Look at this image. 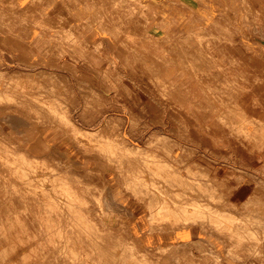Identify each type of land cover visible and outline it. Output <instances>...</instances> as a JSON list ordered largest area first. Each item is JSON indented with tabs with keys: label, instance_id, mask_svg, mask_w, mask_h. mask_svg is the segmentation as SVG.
Listing matches in <instances>:
<instances>
[{
	"label": "crops",
	"instance_id": "1",
	"mask_svg": "<svg viewBox=\"0 0 264 264\" xmlns=\"http://www.w3.org/2000/svg\"><path fill=\"white\" fill-rule=\"evenodd\" d=\"M115 1L119 2L34 1L35 13L19 16L24 27L0 34V72L6 75L0 79V96L16 100L25 95L17 88H1L5 79L25 83L34 76L37 82L48 84L43 76H49L57 84L56 97L65 99L66 120L81 130H103V134L118 123L115 117L121 119L119 132L131 149L138 146L141 167L145 157H156L157 168L175 180L150 183L147 175L146 184L141 185L146 186L145 193L139 186L126 190L112 186L115 168L82 154L71 133L59 134L53 121H28L41 118L38 109L31 115L9 106L7 117L0 114V135L37 156L34 161L46 164L55 159L61 175L69 177V163L81 170L100 171L106 189L104 201L100 196L99 202L110 211L109 225L126 230L112 237L128 241L134 246L128 252L146 254L150 264H264V241L236 246L225 233L217 232L208 217L167 221L155 213L158 207L150 208L155 203L182 207L197 203L208 207L215 220L242 221L248 218L247 201L254 196L264 201V178L257 179L255 174L261 168L264 145L233 133L235 127L227 119L236 118L233 110L238 108L247 118L264 121V0H140L151 10L147 22L140 24L133 18L123 27L126 17L116 9ZM18 4L21 12L33 6L30 0ZM112 16L117 18L115 26L122 40L130 33L143 46L131 51L108 31L110 23L113 32ZM44 18L54 26L65 24L48 30L33 24L43 23ZM16 20L4 16L0 23L11 25ZM163 143L169 151H161ZM4 151L0 145V154ZM1 156L0 175L4 169ZM213 157H230L231 163ZM181 158L196 175L184 166L176 168L173 162ZM137 159H129L131 167H136ZM164 162L180 173L170 177ZM21 197V192L14 193V209L9 210L3 187L0 191V264H73L71 252L62 256V246H70L67 241L45 236L25 240L17 234L10 240L1 238L10 226H23ZM40 209L31 207L32 213L37 212L33 215ZM158 210L164 212L162 206ZM36 220L30 224L38 227ZM95 222L97 227L104 225L101 220ZM250 228L244 226L241 233ZM53 241H60V254L52 248ZM14 245L10 254L8 249ZM38 245L39 253L33 249Z\"/></svg>",
	"mask_w": 264,
	"mask_h": 264
},
{
	"label": "rangeland",
	"instance_id": "2",
	"mask_svg": "<svg viewBox=\"0 0 264 264\" xmlns=\"http://www.w3.org/2000/svg\"><path fill=\"white\" fill-rule=\"evenodd\" d=\"M19 1L20 0H0V20L2 21L4 16H10L12 18L15 17L17 19L16 20L17 22H15L14 24H11V25L5 24L3 22L0 23V34L1 33H7L10 31L14 32V30L19 29L23 25L25 26L24 23L19 21V16L20 15L23 16L24 14L27 16H31V14L33 15L35 13L34 1H46V0H30V1H32L33 6L31 9L27 10L26 12L20 11V7L18 4ZM136 1L138 2V4L134 3L133 0H124V2L122 1V3H121L122 6L120 5V3H118L117 6L115 5L117 10H119V12L121 11L123 15L125 14V17H126V19H125L126 21H125V23L121 24L122 25L121 27H123L124 25L129 23L133 18L138 19L137 23H140V24L147 22L148 16L151 13L150 8L141 4L140 0H136ZM132 3H133V8L131 7ZM120 6H121V8H119ZM45 7L46 6H44V8ZM112 17L113 18L111 19V23L114 24V25H112V26H114L113 32L111 31V28H110L111 26L107 27V29L110 28V29H108V31H110L112 34H115L118 37V39L122 42L123 41L122 37H121L122 34H120V31L117 33V29H120V28H119V26L118 27L115 26V25H119V23L117 22V18L115 16H112ZM44 20L45 21L43 23L34 22L33 24L38 25V26H42L43 29H45V30L63 27V25L65 24L63 22V23H61L60 26H54L50 20H47L45 18H44ZM102 21H104V18H102ZM120 21H121V19L119 20V22ZM29 25H31V24L29 23ZM126 35H127L126 39H124V41L122 43L125 46H127L131 51L133 50V48L135 46H137V49H138V46L143 44V42H141L139 37L133 36L130 33H126ZM141 46H143V45H141ZM2 47H4V44H2ZM149 69H150V67H149ZM3 76L4 77L6 76L5 73L0 72V79H3L2 78ZM39 76H41V75H39ZM43 77H45L46 80L49 82L48 84H42L41 82H37L35 80L34 76H33V78L28 79L25 83L20 82V81H16L14 83L13 82L7 83V81L5 79L4 82L2 83L3 86L1 88H5V89H9V90H12V89L14 90L17 88V89L21 90L22 92H25V95L17 97L16 100L15 99L10 100L8 98L7 94H2L0 96V114L3 115L4 117H7L6 114H8L10 111L9 106H13L14 108L22 109L24 113L31 114V115L35 111L37 112V109H38L40 114L42 115L41 118H39L37 116L34 118L29 117L28 121L35 122V120L38 121L40 119L47 121V123H51V121H53L55 124H57L59 134H63V132H67V133L69 132L72 134V132H73L72 137H73V135H75L74 139L76 138L75 140L77 141L78 145L80 146L79 150L81 151L82 154H84L85 156L87 155V156L93 157V158L94 157L100 158L103 161V163L102 162L100 163L101 165H104V164L110 165L111 167H113V169L115 168L114 171H115L116 178L114 179V181H112V183H111L112 186H118L123 190L130 189L133 186V184H132L133 180L128 175H126L125 171H127V169H125V168H126L127 163L131 162V161H129V159L133 158V157L135 159H137V155H135L134 152H129V154L131 156L128 155V151H130V150H127V149L130 147L128 145V142L125 140L126 138L124 139V136H122V134H120V132H119V127L122 125L121 119H117L115 117V119L117 120L118 123H112V127L103 132L102 136H106L105 138L101 136L102 138L96 139V140H93V139H90V140L85 139L84 140L81 137H78L79 136L78 132H77V134H75L76 129L75 130L71 129L72 127L77 128V126L74 125L73 122L71 123V121L68 122L69 120H66L67 119L66 118L67 107L65 104V99L58 98L54 94L56 91V88H57V84L53 83L54 79H52L51 77H49V76H43ZM159 84L162 85V77L159 78ZM225 84L226 83H222L221 85L225 86ZM18 113H20V112H18ZM132 116L135 117V114H132ZM235 121H237L236 124H239L240 126H244V127H246V129L245 130L238 129L239 130L238 131L236 129L231 128L233 133L239 135L240 137H242L246 141L253 140V141L258 142L260 145H264V143H262V141L264 140V138H263L264 137V125H261V123H264V121L252 120V119L251 120L250 119L249 120H243V119H239V118L237 120L235 119ZM72 125H74V126H72ZM249 128H250V131L248 130ZM238 132H240V133H238ZM134 134L136 136L137 132ZM244 134H245V137H243ZM256 135H257V137H256ZM120 136L122 137V139ZM246 137H248V139H245ZM4 138H6L8 142L5 141L6 139H4ZM123 139H124V141H123ZM114 140L116 142L120 141V142H118L119 144H117ZM1 141L2 142L5 141V143L4 142L3 143L6 145L9 144L8 146H11L12 144L15 143V141H12L11 139H8L6 136H3V135L0 136V142ZM122 141L125 143V147H124V145H123L124 143ZM10 142H13V143H10ZM80 142H81V144H79ZM87 142H88V144H87ZM102 143H103V145H102ZM83 144H85V145H83ZM98 144L100 146L97 147ZM14 145H12L11 147L13 150L16 148L14 151L16 153H18L19 152L18 149L22 148V146H20V145L14 146ZM166 145H167L166 143H163V148L161 149V151H163V152L169 151V148H167ZM119 146L121 148H119ZM18 147H20V148H18ZM4 148H6V147H4ZM111 148H113V149H111ZM13 150H12V154L14 153L13 155L16 156L17 154ZM111 151L113 154L111 153ZM114 151H115V153H114ZM116 151H118V153ZM109 154H110V156H109ZM118 154H120L121 156ZM112 155L113 156L118 155V156H116L117 157L116 158V157H112ZM2 157H3L2 161L4 164V169H3L2 175H0V187L2 188V186H5L6 189H4V190L6 192V196L13 194V192L15 191V190H13L14 184L16 185L14 187V189L17 188L16 192H18V193L21 192L22 195H26V196L27 195L29 196L30 194L36 195V192L41 191V190H43L44 193H45V191L49 192L47 189L53 190V185L59 184V181H58L59 176L58 175L60 174V172H58V171L60 170L61 165L59 164V162H56L55 159H52V161H48V162L46 161V164H44L45 162L39 163L37 161H33V159L28 158V159H30V164H29L28 163L29 161H27L28 159L25 160V159L13 157L14 160L13 159L11 160L10 158H8L9 156H6L5 152L2 153ZM138 158H139V156H138ZM35 159H37V158H35ZM118 159L120 161L122 159L123 160L120 162ZM154 159H156V158L154 157L152 160L150 158L149 160L153 161ZM213 159L218 160V162H220V163L224 162L227 165H229L231 163L230 157L228 159L226 157H222L221 160L219 157H213ZM137 160L139 162L140 158ZM179 161H180V164H179ZM185 161H186V159H183V158L177 159V160L175 159L173 164L174 165L176 164V168H177V166H184L185 168H188L187 171L190 172V174L192 172V174L196 175L197 173H193L192 169H190L187 166ZM18 163H19L20 167L18 168L17 173L15 172L16 174H14V173H12V169H10L9 167L11 165H14L15 166L14 169L16 170ZM116 163H118V167L116 166L117 165ZM164 163H165L164 169L167 170L170 177L172 175H175V173H177V172L180 173L179 168L173 170L172 168H170L171 167L170 165H168L166 162H164ZM27 164H29V166ZM119 164H121V165H119ZM97 166H99V164H97ZM63 167L64 166H62V168ZM67 168H68V174H69V186L68 187L70 188L71 193H72V196L70 197L71 205L72 206L75 205L77 208L81 209L84 213H86L87 211L90 212L92 220L103 221L102 222L104 224L103 227H100V228H99V226H98V228H96L97 226H93V227L95 229H101V228L105 229L104 233L110 232L111 238H114V237H112L113 234L125 232L126 230H125L124 226L120 227L119 229H113L109 225L110 219L108 220V217H109L108 212H110V211H108L106 209L105 204H100V202H99L100 196L102 197V200L104 201L105 194H103V193H104V190L106 189V187H105L106 184L103 183V180H102V173L98 170H95V169H86V170L83 169V170H81L80 166H77L76 164L72 165L70 163L68 164ZM21 169H23V170H21ZM22 171L23 172L25 171L24 175H23ZM19 174H22V176ZM255 174H256L257 179L258 178H264V157H263L262 162H261V168L258 169L257 171H255ZM63 178H64L63 180L65 182L66 177L64 176ZM29 180H33V181L29 182ZM2 181H3L4 185H2ZM124 181H125V183H124ZM130 181H132V182H130ZM258 181L261 182L260 180H258ZM36 185H40V186H36ZM34 186H36V187H34ZM63 186H66V185H63ZM56 188L59 189L60 186L56 187ZM64 189H65V187H64ZM59 190L61 191L62 189H59ZM76 193L77 194L80 193L81 197L78 196ZM99 193H102V195ZM135 193L136 192H134V194ZM256 197L257 196H254L253 197L254 200H249L245 203V208L247 210L248 218L243 219L241 221V223H243V225L245 227H246L245 223H247V225L251 227L250 228L251 231L244 233L246 236L244 235V242L243 243H246L247 241L255 242V240H256L255 243L258 244L259 242L264 241V201L256 199ZM35 198L36 197L34 196V199H32V200H36ZM42 199H44V198H42ZM21 200L23 201V203L28 202L27 204H29V202L31 201V199H23L22 197H21ZM21 200H19V201H21ZM62 204H63V202H60L59 205L62 206ZM190 206L191 207L195 206V208L192 207V209H196V210H194L195 212H197L196 214H195V212H193V210H190L191 209ZM186 207H185L184 211L178 210L177 206H174L173 208H174V211L177 210L178 213H179V211H181V215H182V212H185V211L188 214H189V212L190 213L192 212L193 214H191V216H190V214L188 216V214L186 213L187 217L185 216L182 218L181 215H178L177 213L172 212V214H174V216H171L172 214H170V216H171L170 217V216H168V214H166L167 213L166 209H164L166 213L163 212L164 214H163L162 218L164 220H167V218H169L170 219V220L168 219L169 221L178 220V219L180 220V218H181V220L185 219L184 221H187L188 218L189 219L190 218H197V217H195V215L196 216L199 215L200 217L201 216L202 217H206V216L211 217L212 216V212L208 207L204 208L205 209V211H204V209L201 208V206L198 205L197 203L188 204ZM150 208H153V206H151ZM207 208H208V210H207ZM179 209H182V208H179ZM202 210L204 211L203 213L201 212ZM198 211L200 212L201 215L198 214L199 213ZM67 212H69V211L67 210ZM215 212L217 213L219 211L216 210ZM23 214L25 215L26 212H23ZM73 214L74 213H71V211H70V215H73ZM184 214L185 213H183V215ZM161 215H162V212H161ZM164 215H167V216H164ZM191 220H193V219H191ZM210 222H211V220H210ZM221 222L222 223H220V224H223V222H225L227 224V227L225 226L224 228H230V227H232L231 224H234L232 221H229L228 218H224ZM96 225H97V223H96ZM93 227L89 226L87 230L93 231V229H94ZM106 227H110V229L107 230ZM55 228H57V227H54L50 231H54ZM216 230H218V229L216 228ZM219 231H221V230H219ZM219 231H217V232H219ZM46 232H48V231H46ZM222 232H224V230ZM219 233L223 234L221 232H219ZM20 235H24V237L28 236V234H26V233H23V234L21 233ZM61 235L63 237V232H61ZM38 238H41V235L38 234ZM17 239H19V238H17ZM36 239H37V237L33 240H36ZM116 239L114 238V240H116ZM228 241H229V237H228ZM96 242H98L97 244L99 246H101L100 244L104 243L101 240L96 241ZM117 242H119L121 244L120 247H123L126 245V246L130 247L131 249L134 248V246H132V244H128L129 242H127V241L118 240ZM126 242H127V244H125ZM123 244H125V245H123ZM52 246L54 249L56 248V247H54L53 244H52ZM238 246H241V245H238ZM36 247H38V246H36ZM36 247H34V248H36ZM40 248H41V246H40ZM121 250L120 251L118 249L116 251L111 250L110 252L113 255L114 254L117 255L118 256L117 260H118L119 256L121 255L120 253L122 252ZM10 251H12V250H10ZM38 251H40V250H38ZM58 251L59 250H57V252ZM62 252H63L62 256H65L64 255L65 252L64 251H62ZM79 253L84 254V253H86V250H85V252L83 251V252H79ZM136 254H138V256H137V258L136 257L132 258L133 259V261L131 262L132 264L133 263L134 264H150V261L148 260L146 254H144V253L142 254L140 251H137ZM251 255H253L252 251H251ZM235 257H237V256H235Z\"/></svg>",
	"mask_w": 264,
	"mask_h": 264
},
{
	"label": "bare ground",
	"instance_id": "3",
	"mask_svg": "<svg viewBox=\"0 0 264 264\" xmlns=\"http://www.w3.org/2000/svg\"><path fill=\"white\" fill-rule=\"evenodd\" d=\"M122 1L124 2V0H119V2L118 1H115V5L117 6L118 5V3H120V5L122 6ZM134 2V1H133ZM134 3H136V2H134ZM121 6L119 7V8H121ZM132 8H133V3H132V6H131ZM131 8V9H132ZM117 9V8H116ZM133 10V9H132ZM144 15V14H143ZM109 26H111L110 25V23H107L106 24V27H109ZM111 28V27H110ZM110 28H108V29H110ZM119 32V30L117 29V33ZM116 33V32H115ZM113 35H115V34H113ZM116 36V35H115ZM126 36L127 35H125L124 36V38H123V41H124V39H126ZM122 41V42H123ZM142 42V41H141ZM141 45H143V44H141ZM129 49V48H128ZM145 49V48H144ZM144 51V50H143ZM149 52V51H148ZM20 88V87H19ZM65 111V110H64ZM233 115H236L237 117L236 118H234V119H231V117L230 116H228L227 117V119L229 120V122H230V124H231V126L232 127H235V129L236 130H238V129H243V130H245L246 129V127H244V126H240L239 124H236V122L237 121H235V119L237 120L238 118L239 119H243V120H249V118H246V116L242 113V111H240V110H238V108H236V110L234 111L233 110ZM251 120V119H250ZM40 121V120H39ZM68 122H70V121H68ZM72 123V122H71ZM259 123V122H258ZM261 123V122H260ZM71 125V124H70ZM261 125H264V123H261ZM72 126H74V125H72ZM71 128V127H70ZM71 129H76V132H75V134H77V132H78V137H81L82 139H93V140H96V139H100V138H102V137H106V136H102V131L103 130H99V131H88V130H80L78 127L76 128H71ZM73 130V131H74ZM239 131V130H238ZM238 133H240V132H238ZM257 133V132H256ZM72 134H73V132H72ZM101 134V135H100ZM243 134V133H242ZM1 136V135H0ZM102 136V137H101ZM73 137H75V135H73ZM121 137V136H120ZM243 137H245V134H244V136ZM256 137H257V135H256ZM260 137V136H259ZM2 138V137H1ZM8 138V137H7ZM262 138V137H261ZM264 138V137H263ZM262 138V139H263ZM4 139H6V138H4ZM76 139V138H75ZM79 139V138H78ZM121 139H122V137H121ZM245 139H248V137H246ZM258 139V138H257ZM2 140V139H1ZM80 140V139H79ZM83 140V141H84ZM261 140V139H260ZM5 141H7V139L5 140ZM5 141H3L4 143H5ZM81 141V140H80ZM115 141V140H114ZM123 141H124V139H123ZM122 141V142H123ZM264 141V140H263ZM262 141V143H264ZM2 142V141H1ZM0 142V143H1ZM1 143L0 145H2L3 147H6V148H4V152L6 153V156H9L8 158H10L11 160L13 159V157H17V158H21V159H25V160H27L28 158H30V159H34L35 160V158L37 157V156H30L29 154H27V152L24 150V148L22 147V148H20V147H18V148H20V149H18L19 150V152L18 153H16L14 150L16 149H12V145H14V144H10L11 146H8L9 144H4V143ZM8 142V141H7ZM82 142V141H81ZM81 142L79 143V144H81ZM90 142V141H89ZM95 142V141H94ZM108 142V141H107ZM116 142V141H115ZM118 142H120V141H117L116 143L117 144H119ZM121 142V143H122ZM10 143H13V142H10ZM93 143V142H92ZM114 143V142H113ZM124 143V142H123ZM122 143V144H123ZM86 144V143H85ZM85 144H83V145H85ZM87 144H88V142H87ZM105 144V143H104ZM111 144V143H110ZM102 145H103V143H102ZM124 145V147H125V143L123 144ZM98 146H100L99 144L97 145V147ZM137 147L138 146H136L135 148L134 147H132V148H134L135 149V151H134V149H131V148H128L127 150H130V151H128V155H130L129 154V152H134V154L136 155L137 153L138 154H140V152H138L137 151ZM119 148H121L120 146H119ZM100 149V148H99ZM111 149H113V148H111ZM110 149V150H111ZM12 150L17 154L16 156L15 155H13L12 154ZM119 150V149H118ZM121 150V149H120ZM138 150H139V148H138ZM17 151V150H16ZM122 151V150H121ZM125 151V150H124ZM117 153H118V151H116ZM111 153H112V151H111ZM114 153H115V151H114ZM124 153V152H123ZM127 153V152H126ZM113 154V153H112ZM2 154H0V156H1ZM107 155V154H106ZM118 155H120V154H118ZM118 155H115V156H113L112 155V157H116V156H118ZM126 155V154H125ZM109 156H110V154H109ZM121 156V155H120ZM131 156V155H130ZM138 156H140V155H138ZM137 156V157H138ZM2 157V156H1ZM117 158V157H116ZM115 158V159H116ZM122 158V157H121ZM146 159L144 160V162L142 161V166H144V169L141 167V162L139 161L138 162V160H137V162L135 163V166L136 167H134V166H132L131 167V162H128L127 163V165H126V168L125 169H127V171H125L126 172V175H128L132 180H133V182L132 181H130V182H132V184H133V188H137L138 186H139V190L141 189V188H143V189H141V191L142 192H144L143 190H145L144 189V187H146V186H144V187H142L141 185L142 184H144L146 181V176L148 175V177H150V179H148V180H150V183H154V182H162V181H166V182H171V181H174L175 179L174 178H171V179H169L166 175H165V171L164 170H160V169H158L157 168V160L156 159H154L153 161H150L149 160V157H145ZM156 158V157H155ZM30 159H28L27 161H29L28 163L30 164ZM139 159V158H138ZM14 160V159H13ZM33 160V161H34ZM37 160V159H36ZM117 160V159H116ZM119 160V159H118ZM123 160V159H122ZM121 160V161H122ZM32 161V162H33ZM120 161V160H119ZM120 161V162H121ZM181 161V160H180ZM180 161H179V164H180ZM29 164H27L28 166H29ZM117 165V167H118V163H116ZM123 164V163H122ZM119 165H121V164H119ZM123 166V165H122ZM14 165H11L9 168L10 169H12V173H14V174H16L17 173V170H18V168L20 167L19 166V163L17 164V167H16V170L14 169ZM121 167V166H120ZM122 168V167H121ZM120 168V169H121ZM124 169V170H125ZM186 169H188V168H186ZM21 170H23V169H21ZM118 170V169H117ZM190 171V170H189ZM16 172V173H15ZM25 172V171H24ZM24 172L22 171V173H23V175H24ZM58 172H60V170L58 171ZM190 173V172H189ZM26 174V173H25ZM191 174H192V172H191ZM19 175H21L22 176V174H19ZM194 175V174H193ZM59 176V179H58V181H59V184H56V185H53V190H51L52 192H46L45 191V193L43 192V190H41V191H38V192H36V195H33V194H30L29 196L27 195H22V198L23 199H31V201L29 202V204H27L28 202H24L23 203V201L21 200V202H22V207H24V212H26V214L24 215V221H23V226H20V228H18V229H16V228H14V226H10L9 227V229L10 230H8L7 232L6 231H3L2 233H1V238H5V239H8V240H10V239H12V238H14L15 236H16V234H17V236L18 235H20L21 233L23 234V233H26V234H28V236L27 237H25V240H33V239H35L36 237L38 238V234L39 235H41V237H43V236H45V238H47V239H61V240H63V241H67V242H69L70 243V246L69 245H63L62 246V249H63V251L64 252H66V253H72V255L74 256V259H73V264H132L131 262L133 261V257L135 258H137V256H138V254H137V256L134 254V252H132L131 254L128 252V250H130L131 248L130 247H128V246H126L125 244H127V242L125 243V244H123V245H125V246H123V247H120V243L119 242H117L118 241V239H116V240H114V238H111L110 237V232H106V233H104V231H105V229H103V228H101V229H95L93 226H96V223H95V221L94 220H92V222H91V220L90 219H92L91 218V213L90 212H86V213H84L81 209H79V208H77L75 205H71V199H70V197L72 196V193H71V190H70V188L68 187L69 186V177H67L66 175H65V177H66V181L64 182V176L63 175H61V174H59L58 175ZM200 176V175H199ZM33 180H29V182H32ZM128 181V180H127ZM145 181V182H144ZM149 182V181H148ZM124 183H125V181H124ZM129 184V183H128ZM131 184V185H132ZM146 184V183H145ZM2 185H4V183L2 184ZM63 185H66V186H63ZM150 185V184H149ZM148 185V186H149ZM16 185L14 184L13 185V190H15L14 192H13V194L12 195H8L7 196V200H6V202H7V204H6V207H8V209L10 208V207H12V209H14V207H13V204H14V193L16 192V189H14V187H15ZM36 186H40V185H36ZM36 186H34V187H36ZM60 186V188L59 189H62L61 191L58 189V188H56V187H59ZM141 186V187H140ZM147 186V187H148ZM3 187V190L4 189H6L5 188V186H2ZM64 187H65V189H64ZM56 190H55V189ZM151 188H153V187H151ZM156 188H157V186H156ZM159 188V187H158ZM137 189V190H138ZM0 191H2V188L0 187ZM140 191V192H141ZM150 191V190H149ZM135 191L133 190V193H134ZM145 193V192H144ZM159 193V192H158ZM161 193H163L162 191H161ZM77 194V193H76ZM160 194V193H159ZM165 194H166V192H165ZM78 196H80V193L79 194H77ZM154 195V194H153ZM162 195H164V193L162 194ZM34 196L36 197L35 199L36 200H32V199H34ZM166 196V195H165ZM81 197V196H80ZM163 198H165L164 196H162ZM42 198H44V199H42ZM183 198H185L184 196H183ZM183 198L181 199V198H179V199H181L180 201H184L183 200ZM60 202H63V204H62V206H60L59 204H60ZM0 203H2L1 201H0ZM167 203V202H166ZM25 206H27V207H29V210H26L25 208ZM151 206H153V208L154 207H158V208H156L155 210H156V214L158 213L159 214V216L161 215V211H159L158 209H159V207L160 206H162L164 209H166V212H165V210H164V212L166 213V214H168V216H170V214H172V212L173 213H177L178 215H181V211L183 210H185V207H182L181 205L180 206H177V209L178 210H181V211H179V213L177 212V210H175L174 211V206L175 205H172V206H166V204L164 203V204H158V203H155V205H151ZM150 206V207H151ZM31 207L33 208V209H36V208H43V209H40V213H38L37 215H33V213H37L36 211L35 212H33L32 213V211H31ZM191 207V206H190ZM189 207V208H190ZM192 207H194L195 208V206H192ZM192 207H191V209H192ZM179 208H182V209H179ZM187 208V207H186ZM69 211V212H67V210ZM10 210V209H9ZM41 210H43V213H41ZM193 210V212H195L194 210H196V209H192ZM207 210H208V208H207ZM70 211H71V213H74L73 215H70ZM204 211H205V209H204ZM203 210L201 211L202 213L204 212ZM199 212V211H198ZM155 213H152V214H155ZM183 213H185L184 215H183ZM187 212L185 211V212H182V218L183 217H185L187 214H186ZM197 212H195V214H196ZM163 212H162V215L160 216V218L161 219H163L162 217H163ZM189 214H190V216H191V214H193L192 212L190 213L189 212ZM189 214H188V216H189ZM194 214V215H195ZM198 214H200V212L198 213ZM212 214H214V213H212ZM216 214V213H215ZM201 215V214H200ZM164 216H167V215H164ZM171 216H174V214H172ZM170 216V217H171ZM214 216V215H213ZM32 217H35L36 219L38 218V220H39V223H38V227H36L35 225H33V224H30V222L31 221H37L35 218H32ZM179 217V216H178ZM187 217V216H186ZM195 217H197V219H198V217H200L199 215H195ZM202 217V216H201ZM207 217V216H206ZM205 217V218H206ZM210 217V216H209ZM208 217V218H209ZM174 218V217H173ZM180 218V217H179ZM212 218V216L209 218L210 220H211V223H213L214 225H215V228H217L218 230L217 231H219V230H221V231H219V232H221V233H223L224 234V232H225V234L229 237V241L231 242V241H233L237 246L238 245H241V243L243 244V242H244V235L245 234H242L241 232H242V230L244 229V225H243V223H241V221L240 220H233V219H228L229 221H232L234 224H231L232 225V227H230V228H224L225 226L227 227V224L225 223V222H223V224H220V223H222L221 222V220H215V219H211ZM9 219V218H8ZM12 219H14V216H12ZM166 219V218H165ZM169 218H167V220H168ZM187 219V218H186ZM191 219H193V221L195 220V218H188V220H191ZM170 220V219H169ZM168 220V221H169ZM179 220V219H178ZM178 220H176V221H178ZM180 220H181V218H180ZM185 220V219H184ZM184 220H182V221H184ZM187 220V221H188ZM200 220V219H199ZM201 220H203V219H201ZM94 221V222H93ZM187 221H184V222H187ZM246 225H247V223H245ZM261 224V223H260ZM89 226H91V227H93L94 229H93V231L92 230H87L88 229V227ZM230 226V225H229ZM54 227H57V228H55V230L54 231H50L51 229H53ZM96 228H98V227H96ZM100 228V227H99ZM92 229V228H91ZM106 229L107 230H109L110 229V227H106ZM224 230V232H222ZM43 231V232H42ZM46 231H48V232H46ZM61 232H63V237H62V235H61ZM25 235V234H24ZM23 235V236H24ZM7 236V237H6ZM22 236V235H21ZM103 237V238H101V237ZM246 236V235H245ZM254 236V235H253ZM256 237V236H255ZM33 238V239H32ZM257 238V237H256ZM103 241L104 243H102V244H100L101 246H99L97 243L98 242H96V241ZM124 241V240H123ZM54 242V241H53ZM60 242V241H59ZM59 242H54L53 243V245H54V247H56L55 249H56V251L57 250H59L58 252L59 253H61V249H60V247H59ZM96 242V243H95ZM255 242H256V240H255ZM128 244H130V243H128ZM39 247V248H38ZM38 247H36V248H34L35 250L37 249V251L38 250H40V249H42V248H40V246L38 245ZM86 247H89V250H87L86 251V253H79V252H85V250H83L84 248H86ZM132 247V246H131ZM235 247V246H234ZM16 248V245H14L13 247H9V249L10 250H14ZM53 248V247H52ZM123 248V249H122ZM8 249V251H9V253H12V251H10ZM54 249V248H53ZM54 249V250H55ZM121 250L122 252L120 253L121 255L119 256V259L117 260V258H118V256L117 255H113L110 251L111 250H114V251H116V250ZM125 250L127 251V252H125ZM162 250V249H161ZM79 251V252H78ZM131 251H132V249H131ZM163 251V250H162ZM235 251V250H234ZM39 252V251H38ZM236 252V251H235ZM58 253V254H59ZM78 253V254H77ZM137 253V252H136ZM63 254V253H62ZM65 255V254H64ZM130 258H129V257ZM64 257H66V256H64ZM129 258V259H128ZM238 259V258H237ZM70 263V262H69ZM71 263H72V261H71ZM134 264V263H133Z\"/></svg>",
	"mask_w": 264,
	"mask_h": 264
}]
</instances>
